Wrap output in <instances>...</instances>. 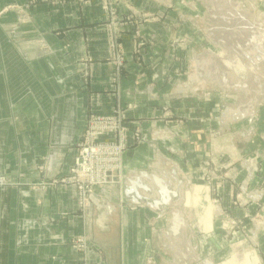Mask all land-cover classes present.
Returning a JSON list of instances; mask_svg holds the SVG:
<instances>
[{
  "label": "crops",
  "instance_id": "obj_1",
  "mask_svg": "<svg viewBox=\"0 0 264 264\" xmlns=\"http://www.w3.org/2000/svg\"><path fill=\"white\" fill-rule=\"evenodd\" d=\"M113 2L123 15L154 10L160 18L140 30L155 40L173 3ZM102 7L101 0H0V264H213L217 252L206 245L212 232L197 234L225 210L212 208L207 188L183 193L190 150L171 121L156 118L161 98L153 84L137 97L125 89L133 76L121 83L120 104L136 105L127 114L129 131L138 128L144 139L122 153L114 182L82 202L75 185L61 179L66 153L84 132L82 113H105L116 103ZM133 36L119 38L131 64L124 70L151 73L134 61ZM85 68L90 93L69 96L65 90L80 85L78 69ZM75 236L85 248L74 245Z\"/></svg>",
  "mask_w": 264,
  "mask_h": 264
},
{
  "label": "rangeland",
  "instance_id": "obj_2",
  "mask_svg": "<svg viewBox=\"0 0 264 264\" xmlns=\"http://www.w3.org/2000/svg\"><path fill=\"white\" fill-rule=\"evenodd\" d=\"M101 4L116 103L105 113L96 109L82 113L86 116L84 131L94 124L93 117L118 114L127 134L122 151L137 145L144 136L138 128L129 131L127 114L134 113L136 105L120 104L121 83L125 76H133L125 89L137 97L145 96L147 87L154 85L161 98L154 110L156 118L171 121L182 146L190 150L191 175H182L187 187L183 193L189 197L190 192L207 188L214 198L212 208L225 210L223 216L209 217L207 231L197 232L198 237L212 232L206 245L217 252L213 264H264V0H174L162 12L168 18L167 26L159 30L156 40L140 30L160 18L154 10L123 15L113 0H101ZM229 29L223 38L216 35ZM126 31L134 35V61L147 64L151 73L124 70L131 65L119 40ZM238 33L245 37L243 41L237 39ZM146 50L150 57L143 61L140 54ZM77 63L85 62L79 59ZM78 70L81 83L65 90L69 96L83 90L90 93L86 88L89 69ZM147 75L150 81H145ZM82 140L78 138L66 153V177L75 166ZM122 155L114 164L116 175L123 168ZM195 223L203 227L200 218ZM75 237L72 241L77 245L81 238Z\"/></svg>",
  "mask_w": 264,
  "mask_h": 264
},
{
  "label": "built area",
  "instance_id": "obj_3",
  "mask_svg": "<svg viewBox=\"0 0 264 264\" xmlns=\"http://www.w3.org/2000/svg\"><path fill=\"white\" fill-rule=\"evenodd\" d=\"M122 119L118 114L93 117L91 121L94 124L82 134L83 140L78 145L80 150L75 166L71 175L64 178V181L75 185L82 202L88 198L93 188L108 185L114 182L117 176L116 169L113 170L114 164L127 145V134ZM111 133L113 136H110ZM116 133L119 134L118 138ZM76 243L81 249L86 246L82 238Z\"/></svg>",
  "mask_w": 264,
  "mask_h": 264
},
{
  "label": "bare ground",
  "instance_id": "obj_4",
  "mask_svg": "<svg viewBox=\"0 0 264 264\" xmlns=\"http://www.w3.org/2000/svg\"><path fill=\"white\" fill-rule=\"evenodd\" d=\"M242 20H244V17L242 18ZM236 24H238V22L236 23ZM228 29V28H227ZM230 31V29L229 30H222L221 32H217V34L216 35H219V38H223L228 32ZM239 34V33H238ZM244 38L245 37H242V36H240V34H239V37H237V39H239V40H241V41H243L244 40ZM240 41V42H241ZM246 43V42H245ZM244 43V44H245Z\"/></svg>",
  "mask_w": 264,
  "mask_h": 264
}]
</instances>
